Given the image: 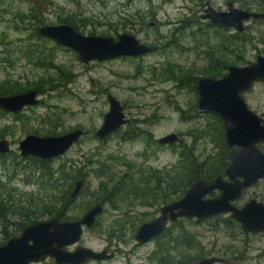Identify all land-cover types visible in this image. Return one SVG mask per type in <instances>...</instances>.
<instances>
[{"label": "rangeland", "instance_id": "374dc122", "mask_svg": "<svg viewBox=\"0 0 264 264\" xmlns=\"http://www.w3.org/2000/svg\"><path fill=\"white\" fill-rule=\"evenodd\" d=\"M208 1L0 0V87L44 86V79L59 80L62 71L73 74L69 83L63 82L56 89L48 86L36 106L20 113L0 110V139L9 140L12 148L8 157L0 158V175L7 179L13 166H36L33 161H21L24 157L18 148L19 141L29 134L54 136L75 129L87 132L67 153L49 160L54 170L64 169V174L56 176L64 179L60 192L65 197L61 194L55 198L66 200L67 205L80 173L86 175L80 195L65 209V217L79 219L98 201H104L105 211L92 228L85 229L80 244L94 250L109 248L116 254L112 259L86 264H154L153 255H160L159 245L169 236L138 244V228L153 220L161 204L175 201L186 192L183 178L193 167L199 174L221 166L223 148L209 129L214 126L213 117L190 111L198 95L191 83L181 81L185 73L206 77L205 70L214 60L236 62L238 52L250 62L264 55V20L246 21L242 32L211 26L200 18ZM228 2L254 12L264 7V0H211L213 7L225 11ZM67 17L76 20L86 35L110 36L107 34L113 33V27L125 22L126 27H118L119 33L112 36L132 33L159 49L139 57L84 64L72 49L37 34L39 26L60 24ZM235 37L241 40L239 50L232 42ZM110 94L121 102L132 124L105 142L96 132L110 110ZM244 98L252 110L264 115L263 81ZM170 133L181 134L182 140L170 146L156 143ZM190 151L196 166H184L181 153ZM74 170H78L73 174L78 173L76 179L66 180ZM25 179L23 172L12 179L8 190L15 202L8 201V206L21 208L24 200H31L28 207L36 211L31 219L39 222L53 217L45 215L44 208L35 207L41 204L38 186L27 185ZM24 193L27 196L23 200ZM251 198L264 201V181L246 189L237 205ZM3 205L6 207L5 201ZM61 205L60 201L58 207ZM0 211L5 216L23 212ZM228 218L225 215L220 220L201 222L186 219L175 225L173 235L186 234L189 243L167 248L172 264H196L210 257L224 260L216 264H264V233L244 232L240 224L230 223ZM2 238L0 231V241Z\"/></svg>", "mask_w": 264, "mask_h": 264}, {"label": "water", "instance_id": "95a60500", "mask_svg": "<svg viewBox=\"0 0 264 264\" xmlns=\"http://www.w3.org/2000/svg\"><path fill=\"white\" fill-rule=\"evenodd\" d=\"M206 11L205 18L238 32L246 29V21L264 17L263 12L238 8L234 3H230L227 11H218L211 6ZM39 34L72 49L84 64L122 56L139 57L153 49L132 33H121L117 37L86 35L69 24H44L39 27ZM261 81L264 82V55H258L254 62L247 65H230L221 78L202 77L198 80L199 110L218 115L224 123L226 141L231 148V159L225 171L228 179L219 175L211 180H197L181 199L162 206L157 218L138 228L135 239L139 244L161 235L169 221L179 218L205 219L220 214H230L249 233L264 232V201L252 198L242 207L234 204L246 189L264 180V152L259 147L264 143V118L253 111L244 98V93ZM39 96L37 89L0 94V110L21 112L25 107L38 105ZM108 100L110 110L97 131V135L102 138L129 122L121 102L111 94ZM83 135V129L54 136L29 134L19 141L18 148L24 158L33 155L50 160L67 153ZM178 140V133H170L161 137L159 142L165 145L174 144ZM11 149L9 140L0 139V154H7ZM81 187L82 181H79L73 197L79 194ZM215 190L221 194L207 198ZM102 211L103 205H96L79 220L62 221L55 217L27 227L21 236L11 238L0 246V264H33L47 259H55L57 264H85L112 259L115 253L79 244L85 229L96 223ZM73 245H77L76 248L69 249ZM223 261L219 257H210L196 264Z\"/></svg>", "mask_w": 264, "mask_h": 264}, {"label": "trees", "instance_id": "16d2710c", "mask_svg": "<svg viewBox=\"0 0 264 264\" xmlns=\"http://www.w3.org/2000/svg\"><path fill=\"white\" fill-rule=\"evenodd\" d=\"M259 21V20H258ZM43 21H39V23ZM38 23V24H39ZM61 23H65V24H69L73 27H75L78 31H80L81 25L76 21L71 18V17H67L65 19H63L61 21ZM118 27H122L125 28L126 27V23H118L116 27H113V33L107 34V35H112V34H117L119 33L118 31ZM82 32V31H80ZM83 33V32H82ZM37 34L39 35L38 32V28H37ZM92 35H94L95 33H90ZM104 35V34H103ZM233 43L238 45V50L240 48V43L241 40L239 38H234L232 40ZM234 51V49L232 50ZM250 62L248 60V58H244V56H242L240 54V52H238V56H237V61L236 62H229L227 60L224 59H217L212 61L211 66L208 68V70H205V74L204 76H208V77H213V78H218L224 75V73H226L224 70H227V66L229 64H242V63H248ZM218 63V64H217ZM63 70V69H60ZM65 73V74H64ZM185 77L181 82L183 83H191L190 87L192 88V90L194 92L197 93V83L198 80L200 78L198 77H193V74H187L185 73ZM73 76L72 72L68 73V72H61V75H59V80H53V79H44L47 80V82L44 84V86H40V85H35L33 87H24V86H18V85H12L9 86V88H2L0 87V94L2 95H8V94H15V93H20V92H25L31 89H37L39 90V93L44 92V90L49 86L51 87V89H56L58 87H60V85H62L63 82L69 83L71 81V77ZM180 82V83H181ZM187 85V84H184ZM198 99V98H197ZM190 111H194L195 113L198 111V106H197V102H195L191 108ZM184 115H187V111L183 112ZM213 117V125L211 129V131L213 132V139H216L215 141L218 142V146L222 147L223 149H226V151L228 152L230 150L227 141H226V135H225V128H224V123L222 121V119L216 115V114H212ZM186 119V117H185ZM9 153L7 154H0V158H5L8 157ZM191 158V154H189V156H187L186 154L183 156V160H184V166H196V163L193 162V160H190ZM21 161H33L36 166H13V168L11 170L8 171V175H7V179H4L3 175H0V196H2V200H0V210H5V211H11V210H17V209H21L23 210V212L25 213L24 215V221H30L33 222L35 219H31L34 217V213L36 211H33V208H29L27 202L31 203V200L26 201L24 200L25 196H27L26 193H24V197H23V204L20 207L18 206H12L9 207L8 206V201H13L12 199V194H11V189L8 190V187H10V183H12V179L17 178V176L20 174V172L24 173L25 176V180L27 181V185H37L38 189H39V194L41 195V204H36L35 207L40 206L41 208H44V213L45 215L48 216H55V215H63L64 211H61V208L65 206H67V202L66 200H58L56 198H60L61 194L63 195V197H65V194L61 193L60 190L62 188V186L64 185H60V182H63L64 179L61 177H57L56 175L60 172L62 174H64V169L61 167L58 170H54L51 166H49V161H44L36 156H29L28 158H22ZM203 164V163H202ZM2 166H0L1 169ZM226 166H218L216 168H214V170H212L211 172H201L199 174L196 173V168L193 167L192 171L193 173H189L187 174L184 178H183V182H182V187L183 190L186 191L187 188L192 184L194 179L197 178H212L215 177L216 175L222 173L225 170ZM77 172V170H74V173H71V175L69 176L68 179L66 180H71L74 179L73 174H75ZM72 188V187H71ZM42 191H47L48 194L44 195L43 193H41ZM52 192V193H51ZM60 193V194H59ZM6 198H5V196ZM67 195L69 196V191L67 193ZM56 197V198H55ZM4 199V200H3ZM3 201L6 202V207H4L3 205ZM60 201L62 202L61 207L59 208L58 205L60 204ZM70 199L68 200L69 203ZM47 208V209H46ZM59 208V209H58ZM31 215V216H30ZM217 220H220L219 218ZM228 221L231 223H235L236 221L232 220L230 217L228 218ZM237 223V222H236ZM214 226H216V224H214ZM247 234V233H246ZM182 235V236H181ZM180 236L183 238V242H180V236L178 234L177 237L173 236L170 237L168 239H166L165 243H162L161 245H159V251L157 253H160L159 256H156V253L153 255V259H154V264H172V260L170 257H168L169 255V249H167L168 247H171L174 245V247L178 248V246L183 245L184 243L187 244L189 243L186 234H181ZM185 246V245H184ZM167 250V253L165 254ZM183 263V262H182ZM183 264H187V263H183Z\"/></svg>", "mask_w": 264, "mask_h": 264}, {"label": "flooded vegetation", "instance_id": "af4514ba", "mask_svg": "<svg viewBox=\"0 0 264 264\" xmlns=\"http://www.w3.org/2000/svg\"><path fill=\"white\" fill-rule=\"evenodd\" d=\"M230 3H233V2H228V10H229V5H230ZM206 7H204L203 9H202V14H200V18H202L203 20H205L206 22H209L208 24H210L211 26H223V28H225V30H231L232 28L231 27H226V26H224V25H221V24H215V23H213L210 19H208V18H205L204 16L207 14V9L211 6V7H213V5L211 4V0H209L206 4ZM213 8H215V7H213ZM216 9V8H215ZM217 10V9H216ZM226 9H222V8H218V11H225ZM261 12H263L264 13V7L262 8V10H261ZM256 20H261V21H263L264 20V17L263 18H260V19H256ZM60 24H65V23H60ZM151 25H153V24H151ZM245 28H246V26H245ZM246 30V29H245ZM82 33V32H81ZM141 41V40H140ZM142 42V41H141ZM144 43V42H143ZM172 43H173V40H172ZM144 44H146V45H150V46H152L153 47V49H152V51L151 52H155L156 50H158L159 48H158V46L154 43H152V42H145ZM151 52H148V53H151ZM148 53H146V54H148ZM145 55V54H144ZM142 56V55H141ZM257 58V57H256ZM250 63H252V62H248V63H242V64H244V65H247V64H250ZM231 64H229L228 66H227V70H228V67L230 66ZM232 65H235V64H232ZM240 66H243V65H240ZM258 83V82H257ZM255 85V84H254ZM253 88V87H252ZM251 88V89H252ZM250 89V90H251ZM249 90V91H250ZM198 92V91H197ZM248 92V91H247ZM245 94V93H244ZM197 101H198V99H197ZM197 106H198V104H197ZM28 107H30V106H28ZM250 107V106H249ZM27 107H25L24 109H26ZM23 109V110H24ZM22 110V111H23ZM21 111V112H22ZM254 111V110H253ZM7 112V111H6ZM10 113H12V112H10ZM18 113H20V112H18ZM196 114H198V115H200V116H202V115H204V114H214V113H210V112H201L200 110H199V108H198V111L196 112ZM105 116V115H104ZM260 116H262V115H260ZM264 116V115H263ZM262 116V117H263ZM127 118V117H126ZM264 118V117H263ZM129 120V122L128 123H126V124H124V125H122L121 127H119L116 131H114L113 133H111V134H109V135H107L106 137H99L98 135H97V132H96V136H97V138L98 139H102V140H104L105 142L106 141H108L114 134H116L117 132H119V130L121 129V128H123L124 126H126V125H130V124H132V121H131V119H128ZM76 130V129H75ZM85 131V130H84ZM71 132V131H70ZM67 133V132H66ZM87 134V132L85 131V135ZM85 135H83V137L85 136ZM131 135V134H130ZM178 135H179V140L177 141V142H175L174 144H178L179 143V141H181L182 139H181V134H179L178 133ZM166 136V135H165ZM82 137V138H83ZM81 140V139H80ZM159 140H160V138L159 139H157L156 140V143H158L160 146H170V145H173V144H165V145H163V144H161L160 142H159ZM76 144V143H75ZM74 144V145H75ZM73 147V146H72ZM260 148H261V150L264 152V143L263 144H261L260 146H259ZM230 148V147H229ZM220 150V149H219ZM222 151V161H220V163H221V166H226V168H227V166L229 165V162H230V159H231V148H230V150L227 152L226 151V149H222L221 150ZM182 155V157L186 154L187 156H189V154H191V151L190 152H188V153H186V152H182L181 153ZM29 157V156H28ZM28 157H25V158H28ZM42 160H44V159H42ZM51 160V159H50ZM190 160H193V155L191 154V158H190ZM207 160V159H206ZM223 160H224V162H223ZM44 161H49V160H44ZM193 162H194V160H193ZM199 167H201V166H199ZM226 168H225V170L222 172V173H220V174H218V175H216L215 177H212V178H206V179H204V178H197V179H194L193 180V182H192V184L189 186V187H191L197 180H199V179H204V180H211V179H214V178H216L217 176H219V175H223L224 176V179H228V176H226L225 175V171H226ZM78 171V170H77ZM194 171V170H193ZM193 173V172H192ZM193 174H195V173H193ZM77 175H78V173L76 174V176H74V178L76 179V177H77ZM80 175H81V177L79 176V178H77V180H76V184H75V187H76V185H77V183L79 182V181H82V187H81V190H82V188H83V186H84V184H85V182H86V175H84V173L82 172V173H80ZM261 181H264V180H261ZM260 182V181H259ZM258 182V183H259ZM257 183V184H258ZM256 185V184H255ZM75 187H74V190H75ZM188 187V188H189ZM187 188V189H188ZM74 190H73V192H74ZM81 190H80V192H81ZM80 192H79V194L76 196V197H73V193H72V195H71V198H70V201H69V203H68V205L67 206H65V209L67 210L68 209V206L70 205V202H72L73 201V199H75V198H77L79 195H80ZM184 194L185 193H183L178 199H181L183 196H184ZM221 194V192L219 191V190H215V192L212 194V195H209V196H207V198H212V197H217V196H219ZM244 194V193H243ZM242 198V197H241ZM178 199H176V200H178ZM240 199V198H239ZM239 199L238 200H236L235 202H234V204L236 205V206H238V207H242V206H244L249 200H247L243 205H237V202L239 201ZM252 199V198H251ZM175 200V201H176ZM171 202H173V201H171ZM171 202H165L164 204H161L160 205V207L158 208V210H157V212H156V216L153 218V220L155 219V218H157L160 214H161V207L162 206H164V205H166V204H168V203H171ZM96 205H103V211H102V213L105 211V205H104V201H98L97 202V204H95L94 206H96ZM94 206H92L84 215H86ZM64 209V214L63 215H55V216H53V217H51L50 219H48V220H51V219H53V218H55V217H58V218H60V220H62V221H66V220H71L72 221V219H68L67 217H65L64 215H65V210ZM101 213V214H102ZM100 214V215H101ZM4 215V213L2 212V211H0V231H1V233H2V235H3V238H2V240L0 241V246H2V245H5L7 242H8V240L9 239H11V238H14V237H19V236H21L22 235V233L24 232V230L27 228V227H29V226H32V225H34V224H36V223H39V222H41V221H37V222H35V221H33V222H30V221H24V215H25V213L24 212H16V213H14V214H12V213H10L9 214V216H3ZM83 215V216H84ZM99 215V216H100ZM225 215H228L229 217H230V214H220V215H216V216H212V217H208V218H205V219H197V218H179L178 220H176V221H169L168 222V226H167V229L161 234V235H159V236H156V237H153L149 242H147V243H150V242H152V241H155V240H158V239H160V238H162V237H167V236H169L168 238H170V237H173V236H175V235H173L174 233H173V228H174V226L175 225H177V224H180L182 221H184V220H186V219H195L196 221H198V222H201V221H206V220H210V219H214V218H216V220H217V218H220L221 216H225ZM82 216V217H83ZM99 216L97 217V221H98V219H99ZM81 217V218H82ZM15 218H16V220H15ZM81 218H79V219H81ZM231 218V217H230ZM10 219V220H9ZM79 219H73V220H79ZM45 221H47V220H45ZM97 221H96V223H97ZM152 221V220H151ZM235 221V220H234ZM150 222V221H149ZM237 222V221H236ZM95 223V224H96ZM238 223V222H237ZM94 224V225H95ZM239 224V223H238ZM93 225V226H94ZM92 226V227H93ZM91 227V228H92ZM86 229H89V228H86ZM243 229V228H242ZM244 230V229H243ZM244 232H247V231H245L244 230ZM247 233H249V232H247ZM250 233H252V232H250ZM264 233V232H263ZM166 240V239H165ZM147 243H144V244H147ZM80 244V243H79ZM139 244V243H138ZM108 250L109 251V253H115L116 254V251H111L109 248H104L103 250ZM115 257V256H114ZM113 257V258H114ZM90 262H92V261H90ZM51 263H56L57 264V262H56V260L55 259H47L46 261H44V262H42V263H33V264H51ZM89 263V262H88ZM86 264V263H85Z\"/></svg>", "mask_w": 264, "mask_h": 264}, {"label": "bare ground", "instance_id": "6f19581e", "mask_svg": "<svg viewBox=\"0 0 264 264\" xmlns=\"http://www.w3.org/2000/svg\"><path fill=\"white\" fill-rule=\"evenodd\" d=\"M42 26V25H41ZM40 27V26H39ZM38 32H39V28H38ZM40 35V34H39ZM41 36V35H40ZM0 200H2L1 198H0ZM4 202V201H3Z\"/></svg>", "mask_w": 264, "mask_h": 264}]
</instances>
